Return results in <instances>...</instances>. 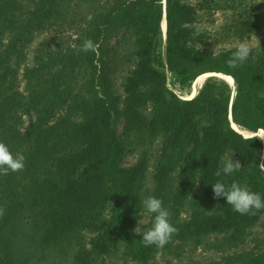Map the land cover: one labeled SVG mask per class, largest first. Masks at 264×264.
Masks as SVG:
<instances>
[{
	"label": "trees",
	"instance_id": "trees-1",
	"mask_svg": "<svg viewBox=\"0 0 264 264\" xmlns=\"http://www.w3.org/2000/svg\"><path fill=\"white\" fill-rule=\"evenodd\" d=\"M2 2L14 4L18 10L0 23V91L3 92L0 129L13 130L15 115L18 125L24 115L31 126L34 122L59 119L84 123L88 116L74 104V93L78 91L86 92L88 102L99 109L97 119L105 141L103 160L111 168L116 203L106 227L94 223L90 226L95 233L90 243L96 250L109 252L107 245L112 236L128 233L129 248L136 260L149 263L153 256L154 245L145 247L142 236L132 231L134 216L129 176L122 165L126 155L120 133L122 94L106 51L110 40L127 24L134 11L138 18V41L149 60L158 58L163 41L162 23L167 20V66L178 74L183 84L191 85L206 72L229 74L235 81L234 89L228 80L208 76L196 96L180 101L175 94L167 97L164 73L149 65L145 68L146 75L161 83L149 91L158 107L141 112L144 130L155 131L156 136H161L163 146L177 150L181 156H194L199 193L195 197L192 194L191 203L210 207L223 199H214L212 184L221 180L230 185L239 180L234 173L214 175L221 156L231 153L240 157L241 170L250 169L244 177L247 187L264 197V140L253 139L264 129V40L260 52L253 51L247 61L232 69L227 67L226 61L234 49L219 50L212 55L213 50L184 43L195 34L198 15L197 7L188 0H166V3L165 0H0ZM83 4L96 5L86 21H81L79 11L76 12ZM71 29L77 33L73 44L63 41L64 37H71ZM49 31L55 38H45L42 46L31 54V46L38 36ZM86 39L96 44V52L77 54L75 48ZM233 123L251 134L237 130ZM35 130L30 127L27 134L33 138ZM23 143L22 154L31 148V139L26 138ZM83 145V141H79V148ZM63 151L70 155L77 150L70 146ZM57 160L55 158L54 162ZM224 211L212 212L199 220H182L175 236L187 239L216 234L218 241L209 239L208 245L218 248L222 255L204 264H264V232L260 234L254 229L258 225L264 228L262 210L254 216ZM250 237L256 243L253 247L248 243ZM0 255H4L2 249Z\"/></svg>",
	"mask_w": 264,
	"mask_h": 264
},
{
	"label": "rangeland",
	"instance_id": "rangeland-1",
	"mask_svg": "<svg viewBox=\"0 0 264 264\" xmlns=\"http://www.w3.org/2000/svg\"><path fill=\"white\" fill-rule=\"evenodd\" d=\"M188 1L197 7L198 15L195 34L184 41L186 45L207 50L216 47L219 51L234 49L237 42L250 40L254 45L253 51H261L264 0ZM95 6L80 5L76 8L78 18L81 21L91 18ZM17 10L14 4L0 3V23ZM133 13L127 24L110 40L106 50L108 63L122 94L120 133L126 151L122 165L129 176L133 228L139 221L144 228L152 226L154 214L146 212L142 206L143 198L150 195L162 200L169 212V221L176 228L184 219L199 220L212 212L224 210L236 212L224 199L210 207L192 204V194L195 197L199 193L194 156H181L177 150L163 146L161 136H156L155 131L144 130L141 112L158 107V102L150 98L149 91L161 83L146 75L147 65L166 75L167 97L175 94L180 101L188 100L197 88L196 96L211 75L185 85L177 73L168 69L167 27L164 28L163 23V41L158 58L149 60L138 41V18L135 11ZM70 33L71 37H64L63 41L69 40L73 44L77 33L73 29ZM52 34L49 31L39 35L31 46V54L42 46L45 38H55ZM1 39L2 35L0 47ZM2 94L0 91V96ZM74 94L77 109L84 110L88 116L84 123L73 124L76 122L59 119L47 123L34 122L31 126L27 115L22 114L20 125L16 124V115L13 117V130L0 129V142L14 154L21 153L26 138L31 139V148L23 153L26 158L24 170L0 175V208L3 209L0 249L4 252L3 256L0 255V264H69L70 259L71 264H204L210 259L220 258L222 253L218 248L208 245L210 240L218 241L216 234L187 239L173 234L164 247H152L153 256L149 263H140L133 257L128 233L113 235L107 245L109 252L93 247L90 240L95 233L90 226L93 223L101 228L108 225L116 193L110 176L111 168L103 160L105 141L97 119L99 109L88 102L86 92ZM30 127L35 130L33 138L27 134ZM79 141H83V147L79 148ZM70 146H75L77 151L70 155L62 153ZM239 158L233 153L234 160ZM249 170L244 168L234 173L242 186L247 187L244 177L248 176ZM254 229L260 234L264 232L260 225ZM259 242L263 243V240ZM248 243L252 247L256 245L252 237ZM67 254H70L68 258Z\"/></svg>",
	"mask_w": 264,
	"mask_h": 264
},
{
	"label": "clouds",
	"instance_id": "clouds-1",
	"mask_svg": "<svg viewBox=\"0 0 264 264\" xmlns=\"http://www.w3.org/2000/svg\"><path fill=\"white\" fill-rule=\"evenodd\" d=\"M202 48V47H201ZM200 48V49H201ZM254 45L250 40H241L234 45V50L231 56L227 59L226 65L228 68L235 69L242 63L247 61L252 55ZM97 46L91 39H86L77 48L75 52H96ZM216 54V47L212 55ZM264 140V135L253 137ZM25 156L21 153L14 154L8 146L0 142V175H8L10 172H21L25 168ZM242 165L239 160L233 159L231 155H224L220 158V164L215 171L216 177L228 176L241 169ZM214 199L223 198L226 204L231 205L232 209L241 215H256L260 210H264V197L260 193L251 191L248 187L242 186L239 182L233 181L230 185H226L223 181L217 180L212 184ZM143 209L151 214H154L152 226L144 228L139 221L136 227L132 230L135 234L142 236V244L145 247L155 245L159 248L164 247L170 242L171 237L178 230L169 221V212L163 206L161 199L155 196H147L142 200ZM3 214V209L0 208V215ZM71 264V259L69 260Z\"/></svg>",
	"mask_w": 264,
	"mask_h": 264
},
{
	"label": "bare ground",
	"instance_id": "bare-ground-1",
	"mask_svg": "<svg viewBox=\"0 0 264 264\" xmlns=\"http://www.w3.org/2000/svg\"><path fill=\"white\" fill-rule=\"evenodd\" d=\"M163 24H164V28H166V20L163 22ZM216 75V76H218V77H221V78H224V79H226V80H228L230 83H232L233 85L235 84L234 82V78H233V76H231V75H229V74H225V73H216V72H211V73H204V74H202V75H200L199 77H197L198 79H199V81H200V79L203 77H206V76H208V75ZM196 78V79H197ZM198 81V80H197ZM235 86V85H234ZM196 87H198V86H196ZM198 90H199V88H198ZM197 93V88H196V91L192 94V95H190L189 97H193V96H195V94ZM233 126L237 129V130H240V131H243L245 134H251V132H249V131H247V130H243L240 126H238L236 123H233ZM256 134V133H255ZM259 135L261 136V135H264V129H261V131L259 132Z\"/></svg>",
	"mask_w": 264,
	"mask_h": 264
}]
</instances>
